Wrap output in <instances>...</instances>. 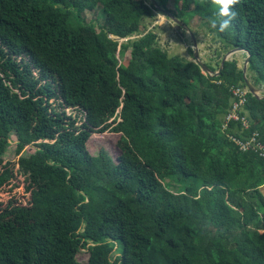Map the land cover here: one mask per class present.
Wrapping results in <instances>:
<instances>
[{"label": "trees", "instance_id": "obj_1", "mask_svg": "<svg viewBox=\"0 0 264 264\" xmlns=\"http://www.w3.org/2000/svg\"><path fill=\"white\" fill-rule=\"evenodd\" d=\"M157 1L187 26L216 13L209 0H175L178 12ZM155 10L0 0V264H264V97L246 96L247 129L226 120L232 90L264 79V0H239L223 33L210 26L219 63L250 55L246 72L227 61L219 76L160 46ZM106 131L120 137L115 160L87 145Z\"/></svg>", "mask_w": 264, "mask_h": 264}, {"label": "rangeland", "instance_id": "obj_2", "mask_svg": "<svg viewBox=\"0 0 264 264\" xmlns=\"http://www.w3.org/2000/svg\"><path fill=\"white\" fill-rule=\"evenodd\" d=\"M156 2L158 1L156 0ZM181 6L182 4L181 3L177 4L175 0H166V8L174 10V12L176 11L178 12L179 9H177V7H181ZM194 9L195 7L192 6L190 11ZM155 11H156L155 12L156 16L146 21V24L148 25V30H154L155 33L157 34L160 46L164 49L168 48L169 52L174 56H180L182 58H185L186 60L194 61V52L193 54H191L189 50L190 49L193 50L195 46L192 42L189 32H187L186 30L180 29L178 25L174 21H172L170 18H168L164 13H161L157 10ZM190 11L188 13H190ZM84 18L86 22H89L90 20H95L98 23H102L103 21V18L101 16L96 15V12L88 11L84 14ZM188 20H189V25H188L189 30L195 35L197 39L199 55L201 59L206 64H210L211 62L212 64L215 65L214 67L215 72L210 74L211 76L219 75L218 73L221 68V64L223 62L224 57H228L229 62L237 61L238 68L243 69L244 72L245 70L247 71L248 63L246 64L247 62L246 60L249 56L246 55L247 53L246 51L239 50L238 52H234L232 54H229L231 52H226L224 55L222 54L223 56H222V59H220V63H219L218 62L219 59H217V57L219 56L218 54H216V51H221L222 45L219 46V43L216 42V40H213L214 36L212 35V33H210V26H211L210 23L207 22L203 25H200L202 21H201V18L197 15L190 17ZM133 38H136V37H133ZM123 41L127 42V40H122L121 42ZM129 58H130V50L124 53V55L121 57V61L124 62ZM254 80L255 79L253 77V79H251L250 82H254ZM255 84L256 85L254 86H258V87L262 85L261 87H259L262 90L259 93V99H261L264 97V79L261 78L260 81L258 79V84L257 83ZM248 93L249 91L247 88H242V91L240 92V94H248ZM233 95H234V92H233ZM240 101H241V104H243V100L240 99ZM234 104H235V101L233 103V106ZM66 112L68 115H72V116L77 115V113L72 111V109H67ZM246 123H248V125H244V127L247 129L249 126V122L247 121V119H246ZM77 125H79V123ZM119 138H120L119 135L113 132H110V131H106L104 133H96V134H93L89 138L87 145L92 155H96L98 154L100 149H104L105 151H107L109 156L113 160H115L119 153L117 149V143L119 141ZM14 150H15V145L11 146L8 149V152H7L8 155L4 157L6 161L7 160H12V161L17 160V157L16 155H14V152H13ZM34 151H35L34 147L30 146L24 150L23 154L29 155L33 153ZM18 180L21 182L22 184L21 188H22L25 185L22 182L24 181V179L21 176V177H18ZM78 260L82 263L87 262L88 253L81 252L78 255Z\"/></svg>", "mask_w": 264, "mask_h": 264}, {"label": "clouds", "instance_id": "obj_3", "mask_svg": "<svg viewBox=\"0 0 264 264\" xmlns=\"http://www.w3.org/2000/svg\"><path fill=\"white\" fill-rule=\"evenodd\" d=\"M209 2L216 9L215 16L210 18V25L213 29H217L219 32L223 33L230 27L232 19H234L236 16V13L232 9L236 4L239 3V0H209ZM246 55L249 56L248 53H246ZM259 87L257 86L256 88L261 92L262 90Z\"/></svg>", "mask_w": 264, "mask_h": 264}, {"label": "water", "instance_id": "obj_4", "mask_svg": "<svg viewBox=\"0 0 264 264\" xmlns=\"http://www.w3.org/2000/svg\"><path fill=\"white\" fill-rule=\"evenodd\" d=\"M155 7H157L158 9L162 10V12L168 17L170 18L172 21H174L178 26L182 27L184 30H186L187 32H189L190 36H191V39H192V42L194 44V49H193V52H194V58H195V62L197 64H199L203 70L204 73H208V74H212L213 71L204 63V61L201 59L200 55H199V49H198V42H197V39L195 37V35L189 30V27L187 25H185L183 22H181L179 19H177L171 12L165 10V9H162L161 7H159L156 3L155 0H150ZM239 49H235L233 51H230L231 53L229 54H232L234 52H238ZM249 58H250V55L249 57L247 58V63H249ZM228 60V57H224L223 58V62L221 64V68L219 70V75L221 73V71L223 70V66L225 64V62ZM248 65V64H247ZM246 72V70H245ZM216 74V73H215ZM218 75V76H219ZM245 84H246V87L248 88V90L250 91L251 94H253L255 97H257L259 99V93H260V90L257 89L256 87H254L247 78H245ZM261 98V97H260Z\"/></svg>", "mask_w": 264, "mask_h": 264}, {"label": "built area", "instance_id": "obj_5", "mask_svg": "<svg viewBox=\"0 0 264 264\" xmlns=\"http://www.w3.org/2000/svg\"><path fill=\"white\" fill-rule=\"evenodd\" d=\"M242 88L243 87H239V88H235L233 89L232 91L234 92V96L238 97L239 101H235V104L234 106L232 107L231 109V112L229 113V115L226 117V120L227 121H230V120H235V121H242V125L244 127V125H248V123H246V119L245 117H240L239 115V111L242 110L243 106L246 104L247 102V98L246 96L248 94H240V92L242 91ZM239 92V93H238ZM240 99L243 100V104H241V101ZM245 128V127H244ZM256 136H257V133H254L253 137L251 138V141L250 142H247V143H241L240 141L238 142V144H240L241 148L244 149V148H249L250 145L252 143H255L256 142ZM259 145V144H258ZM257 145V146H258Z\"/></svg>", "mask_w": 264, "mask_h": 264}]
</instances>
